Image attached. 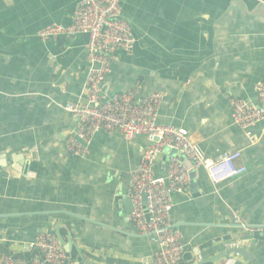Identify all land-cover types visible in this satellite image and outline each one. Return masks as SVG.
Masks as SVG:
<instances>
[{
	"label": "crops",
	"instance_id": "1",
	"mask_svg": "<svg viewBox=\"0 0 264 264\" xmlns=\"http://www.w3.org/2000/svg\"><path fill=\"white\" fill-rule=\"evenodd\" d=\"M81 0H0V248L30 253L40 233H54L70 264H155L157 245L129 216L130 172L149 144L120 132L95 134L86 155L70 153L78 116L67 103H86L88 36L41 39L53 23L68 25ZM136 45L118 51L104 90L137 89L163 98L158 123L188 129L210 157L241 151L247 170L214 184L205 169L172 195L173 228L196 264L234 245L239 215L264 227V121L250 136L232 119L231 98L258 102L264 83V0H122ZM163 150L156 173L165 175ZM194 181V182H193ZM239 248L264 264V236ZM66 243V244H65ZM252 264L238 253L213 263Z\"/></svg>",
	"mask_w": 264,
	"mask_h": 264
},
{
	"label": "built area",
	"instance_id": "2",
	"mask_svg": "<svg viewBox=\"0 0 264 264\" xmlns=\"http://www.w3.org/2000/svg\"><path fill=\"white\" fill-rule=\"evenodd\" d=\"M122 0H81L72 22L53 23L42 28L41 39L85 34L90 63L85 85L86 103H67L65 109L79 118L77 129L66 139L70 153L86 155L93 137L99 131L120 132L125 139L146 136L149 144L138 165L130 172L128 197L133 205L130 220L140 235L148 236L157 245L152 259L155 264H183L187 244L181 232L173 228L172 195L183 193L190 183V171L181 158L191 162L195 171L205 169L214 184L243 174L247 168L239 163L241 151L207 156L185 127L159 124L158 112L162 93L140 98L137 89L122 92L104 90V82L118 51L130 53L136 45L131 23L122 16ZM258 102L231 98L233 122L250 136V128L264 121V83L256 87ZM170 147L176 155L168 158L165 175L156 173L160 153ZM234 224L240 231L264 232L235 215ZM238 239L231 247H240ZM30 256L0 248V264H70L69 254L54 233H40L29 245Z\"/></svg>",
	"mask_w": 264,
	"mask_h": 264
},
{
	"label": "water",
	"instance_id": "3",
	"mask_svg": "<svg viewBox=\"0 0 264 264\" xmlns=\"http://www.w3.org/2000/svg\"><path fill=\"white\" fill-rule=\"evenodd\" d=\"M165 150L171 151V152L177 154L176 150L173 148L166 147ZM181 160H182L183 164L186 166V168L189 169L190 177L192 179H194L193 176L196 174V172H195V170H193L191 168L192 164H191L190 160L183 158V157L181 158ZM129 201H130V199H129ZM132 209H133V206H132ZM254 236H264V232H260V231H256V232L247 231V232H245V231H243V232H239V233L234 234L233 237H234V239H240V238H247V237H254ZM228 253H238V254L244 255L246 258H248L252 264H261L250 251L243 249V248H239V247L225 249L224 251H220L217 255H215L213 257L205 258L201 261H198V263H196V264L213 263L216 260L220 259L221 257L227 255Z\"/></svg>",
	"mask_w": 264,
	"mask_h": 264
},
{
	"label": "trees",
	"instance_id": "4",
	"mask_svg": "<svg viewBox=\"0 0 264 264\" xmlns=\"http://www.w3.org/2000/svg\"><path fill=\"white\" fill-rule=\"evenodd\" d=\"M24 255H25V256H27V257H28V256H30V254H29V253H27V254H24ZM183 264H188V263H187V262H186V263L184 262Z\"/></svg>",
	"mask_w": 264,
	"mask_h": 264
}]
</instances>
